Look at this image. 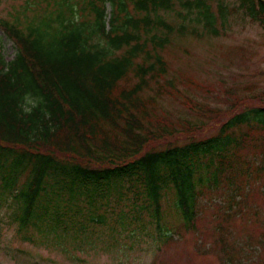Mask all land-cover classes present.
<instances>
[{
	"label": "trees",
	"instance_id": "1",
	"mask_svg": "<svg viewBox=\"0 0 264 264\" xmlns=\"http://www.w3.org/2000/svg\"><path fill=\"white\" fill-rule=\"evenodd\" d=\"M175 3L184 20L219 36L220 1L215 14L206 0H24L14 20H0L16 48L9 63L0 56V223L15 225L21 241L37 235L42 244L92 249L97 231L117 246L152 226L169 244L160 219L172 193L185 231L208 212L201 200L218 210L207 227L211 248L240 264L235 220L257 211L243 188L264 176L244 150L264 129V99L236 100L241 110L224 120L188 100L194 114L170 120L158 101L177 88L162 53L187 30L159 13ZM238 3L264 29V0Z\"/></svg>",
	"mask_w": 264,
	"mask_h": 264
},
{
	"label": "rangeland",
	"instance_id": "2",
	"mask_svg": "<svg viewBox=\"0 0 264 264\" xmlns=\"http://www.w3.org/2000/svg\"><path fill=\"white\" fill-rule=\"evenodd\" d=\"M23 1L2 0L0 20H14L17 17L15 10ZM218 1L225 7L226 22L218 26L217 37L206 35L200 23L184 20L187 12L177 3L170 12L159 13L174 29L185 26L187 30L185 34H173L162 53L169 66L168 77L176 81L177 90L171 88V97L162 98L158 105L169 112L174 123V119L194 114L184 107L188 100L197 108L206 106L222 112L224 120L241 110L235 106L236 100H241L245 106L248 101L264 99V29L237 9L238 0H206L215 14ZM105 13L107 18L112 13L109 4ZM190 16L194 17V12ZM23 19L20 18L22 22ZM15 54L14 45L0 30V56L7 63ZM244 152L253 163L256 162L254 167L261 162L264 166V129L252 135L251 145ZM243 189L257 200V211H249L248 219L237 216L235 232L239 235L236 243L245 251L240 264H255L264 260V176H258ZM167 195L169 197L162 199L160 224L165 228L163 235L172 239L169 244L157 241L152 226H149L146 235L136 234L132 240L133 233L132 236L126 234L125 240H120L117 246H112L103 231H97L90 238L92 249L78 250L67 244L60 248L38 242L37 235L34 243L22 242L16 236V226H9L3 220L0 223V264H229L228 259L221 261L217 251L211 248L212 239L208 234L210 212L218 210L207 200H201L209 206L208 212L201 213L200 217L204 219L193 221L185 231L180 228L181 220L168 203L170 198L173 199L172 193ZM213 203L223 204L219 199H214ZM3 212L1 210L0 215ZM242 228L248 229L243 232ZM105 236L107 238H103Z\"/></svg>",
	"mask_w": 264,
	"mask_h": 264
}]
</instances>
